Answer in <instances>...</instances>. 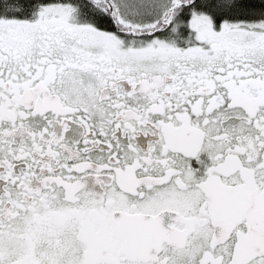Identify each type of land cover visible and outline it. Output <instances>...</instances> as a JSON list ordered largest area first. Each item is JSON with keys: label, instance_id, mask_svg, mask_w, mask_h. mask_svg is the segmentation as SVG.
Segmentation results:
<instances>
[{"label": "snow or ice", "instance_id": "1", "mask_svg": "<svg viewBox=\"0 0 264 264\" xmlns=\"http://www.w3.org/2000/svg\"><path fill=\"white\" fill-rule=\"evenodd\" d=\"M0 264H264V0H0Z\"/></svg>", "mask_w": 264, "mask_h": 264}]
</instances>
